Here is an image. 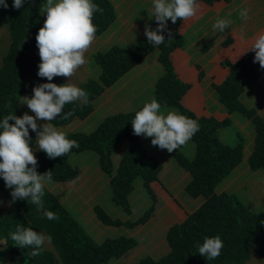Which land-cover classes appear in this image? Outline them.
Returning <instances> with one entry per match:
<instances>
[{"label": "trees", "instance_id": "16d2710c", "mask_svg": "<svg viewBox=\"0 0 264 264\" xmlns=\"http://www.w3.org/2000/svg\"><path fill=\"white\" fill-rule=\"evenodd\" d=\"M230 1L198 0L200 9L194 17L183 21L178 19L175 24L168 21L172 39L168 40V33L164 32L166 40L158 46L149 44L143 33L130 45L112 44L103 51H94L92 58L99 66V73L77 86L89 94V103L84 105L82 100H78L67 104L63 112L74 111V115L68 119L58 117L51 122L54 126H65L75 118L89 116L94 110V101L106 88L157 50V60L163 72L155 81L153 97L162 107H174L200 125V130L190 140L195 144L193 156L189 158L177 151L173 158L190 174L185 185L186 193L193 198L200 196L204 201L183 221L169 226L165 233L167 252L157 258L145 255L133 264H246L254 254L264 257V211L249 208L236 194L216 192L217 185L243 159V135L238 134V141L231 145L223 142L217 131L219 127L232 123L231 113H239L253 124L255 135L248 164L251 170L264 168V119L256 109L241 101L244 82L264 76V69L258 62H253L255 53L248 51L264 28L247 39L236 34L229 35L212 58L211 86L218 101L225 107L224 112L207 108L201 85L205 70L201 64L192 63L184 49L186 27L206 11L220 10ZM6 2L7 9L0 7V25L4 23L7 26L10 43L0 65V120L6 115L22 116L18 109L21 93L32 86L49 82L37 75L41 60L36 35L44 24L40 8L46 0H25L19 10L12 7L13 0ZM92 2L103 10L102 13L97 11L93 18L98 36L115 21L116 9L111 0ZM149 25L153 29L157 27L153 20H149ZM211 45V39L205 41L200 51L206 52ZM51 82L57 85L65 83L56 77ZM146 102L132 110L104 116L89 131H64L68 139L78 142L79 147L63 157L49 159L43 151L34 153L38 159L39 174L52 171L53 181L70 182L81 175V168L69 161V155L86 149L94 150L99 168L109 178L111 199L126 214L132 212L129 195L134 190L135 179L140 178L150 197L149 205L137 218L122 220L96 204L93 211L104 225L136 227L146 223L154 212L157 197L151 183L158 179L163 165L147 153L141 135L133 134L131 123L135 113ZM29 134L30 146L33 147L36 132L29 129ZM122 138L123 147L114 168L112 154ZM10 191L0 178V193L10 204L7 210L0 207V243L7 248L8 264H104L111 258H120L138 244L137 239L129 234L95 240L46 185L42 197L43 210H38L30 198L10 203ZM42 211H52L58 219L49 220ZM17 225L50 236L52 248L46 249L43 245L40 254L33 256L31 246H15L11 234L16 231ZM215 235L221 237L224 247L218 258L207 260L198 253V245L205 237Z\"/></svg>", "mask_w": 264, "mask_h": 264}, {"label": "clouds", "instance_id": "9594fccd", "mask_svg": "<svg viewBox=\"0 0 264 264\" xmlns=\"http://www.w3.org/2000/svg\"><path fill=\"white\" fill-rule=\"evenodd\" d=\"M24 3L25 0H13L12 7L19 10ZM0 7L8 8L6 0H0ZM199 9L198 0H153L152 13L157 27L153 29L145 24L144 35L148 43L157 46L163 44L166 40L164 32L171 40L168 21L175 24L178 19H190ZM97 11L102 13L103 10L92 0H46V4L40 8L41 13H46V19L36 35L41 60L37 75L49 82L34 86L31 98L22 97L34 115L25 112L22 116L6 115L0 120V178L11 190L10 203L30 198L38 210H43L45 184L52 182V171L43 174L37 172L38 159L34 154L35 149L30 146L29 129L36 132V145L49 159L63 157L79 147L76 140L68 139L67 134L51 122L58 117L70 118L74 111L64 113L65 106L78 100L87 105L89 94L72 83L57 85L51 81L54 77H66L69 81L77 69L87 64L86 53L98 31L93 22ZM240 16L247 21L248 10L241 11ZM230 23L227 19L218 18L213 30L224 32ZM248 51L255 53L253 62H258L264 69V32L257 34ZM38 121L46 122L38 124ZM131 123L134 135L151 137L153 146L166 149L169 153L185 145L200 130L197 120L177 110L162 109L155 97L135 113ZM42 214L49 220L58 219L52 211H42ZM11 239L20 248L31 246L33 256L39 255L45 242L51 241L50 236L21 225H17ZM223 247L219 235L205 237L203 243L198 245V253L207 260H214L219 257Z\"/></svg>", "mask_w": 264, "mask_h": 264}, {"label": "rangeland", "instance_id": "374dc122", "mask_svg": "<svg viewBox=\"0 0 264 264\" xmlns=\"http://www.w3.org/2000/svg\"><path fill=\"white\" fill-rule=\"evenodd\" d=\"M124 1L129 4H131L132 1L135 2V0H124ZM141 1L139 2V4H141ZM115 2H116V5L118 6L117 9H119L117 10L118 13H123V14L126 13V15L133 13V15L136 16L137 18L136 23H140L136 25V32L137 33L139 32L140 35H142L144 32L140 33L139 29H141L142 31L143 30L142 25L145 23L149 24V20H153L155 22V25H157V22L155 21V18L152 13L151 5H147L146 8H142V7L126 8V7H123L122 5L124 4L123 0H115ZM41 14H42L43 23H44V20L46 19V13H41ZM116 16H117V12H116ZM105 38H106L105 34L102 36H96L95 41L93 42L90 49L86 53L87 64L77 69L74 75L69 79V81H68V78L66 77H56V78L64 81L65 83L69 82V83H72L78 86V84L85 81L87 78L96 77L100 69H99V66L94 62L92 58V53L94 51H98V50L103 51L107 49L106 47L110 45V43L108 42L110 40H108L107 38L106 41H103L105 40ZM206 40L207 39L201 41V45ZM114 41H119V40L115 39ZM133 41L132 40L129 41L128 45H130ZM9 43H10V36L8 34L7 26L3 23L0 25V65L2 63V57L5 54L9 46ZM127 80L128 78H125L124 82H127ZM206 81L207 79L204 80L203 86L205 88L204 94L207 96V98H208L207 89L212 90L214 95H217L214 89L212 88V86L207 85ZM33 87L34 86L30 87L27 91L21 93L20 101L18 104V109L22 114L27 112L29 115H34V113H32L28 109L27 105L24 104V100L22 98V97L31 98L33 95V91H32ZM120 92H121L120 88L118 89V87L112 91L110 89L109 90L105 89V92L101 95L102 97H100L98 101L100 103L102 102V104L100 106L99 104H97L98 107L96 108L94 113L89 116V120H87L88 121L87 125L83 126V130L89 131L93 129L104 118V116L108 114H112L117 111L132 110L131 108H133L135 103L131 102V104L124 105L123 103L125 102L121 100L122 93ZM142 103H143V100H141L136 106ZM209 103L211 104V102ZM164 108L169 109L170 107H162V109ZM171 108H174V107H171ZM210 110L214 111L216 109L215 107L211 106ZM82 121L83 120H76L74 123L72 122L73 124L71 127L78 126L80 123H82ZM45 122L46 121H38V124H43ZM56 127L62 131L68 129V128H65L64 126H56ZM239 130L241 129L237 127L236 124H230L225 127H219L217 131H218L220 139L223 142L232 145L238 141L239 139L238 134H242L243 138L246 134L245 132L239 133L238 132ZM221 135L223 138L221 137ZM248 142H249V137H247L246 135V139H245L246 146L244 149L245 158L248 155V152L250 149ZM123 143H124V139L122 138L119 141L117 147L115 148L112 154L114 168L118 164V159H119V155L122 150V147H123ZM145 143L147 144V149L150 152V153L148 152L147 153L149 155H153L158 160H160V162L164 166L162 168L168 172V176H172V178L170 177L169 180H168V176H165L163 178L162 183L158 184L159 183L158 182L154 184V187L152 189L156 194L157 200L155 203L154 212L151 215L154 217L152 218V220L151 219L150 221L148 220L149 222L147 224L145 223V224H142L136 227L106 226L102 224L101 221L96 217L93 211V206L96 204H99L107 213H109L113 217H119L122 220L135 219L149 205L150 197L148 196L147 192L144 190V187H143V184L140 178L135 179L134 190L129 195V201L131 204L132 212L131 214H126L121 208V206L115 204L112 201L111 186L109 184V178L103 172H100V170L97 168L98 163L97 165L94 163L96 162L95 160L97 159V153L94 150L86 149L80 152H72L69 155L70 161L77 160V162H80V160H83L88 163L87 164L88 166L90 165L89 167L85 169V172L76 181L67 183V182H56L52 180L51 183L45 184L56 195V197L59 200L65 203V206L67 208H70L74 212H78L77 217L75 218L84 226V228H86V230L90 231V234L95 240L101 241L104 237H107V236L116 237L119 235H128V234L129 235L133 234V236L137 239V241L139 242L137 246L130 249L131 251L130 254H133V253L135 254L131 262H126V261H129V259L127 258L129 255L128 254L127 256H124V257L121 256L120 258H111L108 262L104 264H133L145 255H150L154 258H157L161 256L162 254H164L168 248L166 237H165V229L167 228L169 223L171 225V222L173 224V222L183 221L184 220L183 218L185 214L187 213L186 211H183L180 217H175L174 212L170 211V209L168 208V205L166 203V198L169 197L168 199L170 200L173 199L181 207L183 206L177 200L180 199L183 202H187L192 199V197L189 196L182 189L187 179H185L183 175L181 176L178 175V171H181L183 173L184 172L187 173V172L175 161L173 157H174L175 152L181 151L187 157L191 158L194 154L195 149H193V152L191 155H189L190 153H186V151L189 152L190 147L194 148V145H195L194 142L192 141L187 142L185 145L187 146L191 145V146L189 148L184 147L186 150L183 148L184 146L183 145L179 147L177 150L173 151L172 153H169L165 149L160 150L158 146H153L151 144V141L150 142L146 141ZM33 148L35 149V152L36 150H38V147L36 144H34ZM161 175H162L161 177H163V174ZM176 177L179 180H177ZM171 179H174L173 183H171L172 182ZM259 181H260L259 178L254 177V176L251 177V186H250V189L248 190L249 192L247 191L248 192L247 195L243 198L241 195L239 196L237 195L242 201L245 200L246 204H248V206L254 210L258 208H262V207H259L260 203L258 202V195L254 193V185L255 183ZM75 197H80V198H77L78 200L76 199L77 201H75ZM0 201H3V203L0 204V207L3 208L4 210L8 209L10 204L1 193H0ZM195 205L196 204H193L191 208L194 207ZM154 229L157 231L155 234L151 232V230H154ZM44 247L46 249L52 248L49 242H45ZM0 257L2 258L1 260H3V263L1 264H8L9 255L7 254L6 251H3V250L0 251ZM246 264H264V257L254 254Z\"/></svg>", "mask_w": 264, "mask_h": 264}, {"label": "crops", "instance_id": "0c3cea01", "mask_svg": "<svg viewBox=\"0 0 264 264\" xmlns=\"http://www.w3.org/2000/svg\"><path fill=\"white\" fill-rule=\"evenodd\" d=\"M111 1L113 2L115 9H116V12H117L116 19L103 34L98 35V36H102L105 34L106 38L103 41H106L108 38V40H110V41H108L110 43L109 46H111L112 44H118L120 46H127L129 44L128 43L129 41H131V40L133 41V40H135L136 37L140 36L139 32L138 33L136 32V25H138L140 23H136L137 18L135 15H133V13L129 14V15L127 14L128 16L126 15V13H124V14L118 13L117 10H119V9H117L118 6L116 5L115 0H111ZM140 1L141 0H135V2L132 1V3L129 4L123 0L124 4H122V5H123V7H126V8H132V7L146 8L147 5H151V7H153V0H142L141 4H139ZM245 9L248 10V17L249 18L247 19V21H244L240 16L241 11H243ZM218 18L219 19H227V20L231 21L229 27L224 32H220L219 30H213V25L216 23V20ZM145 24L142 25V29H143L142 31H141V29H139L140 33L144 32ZM263 28H264V0H231L226 7L222 8L220 10H211L210 9V10L206 11L202 16H200L197 20L190 23L186 27L184 49L187 52V54L189 55L190 61L192 63L201 64L205 70V76L201 82L203 94L205 92V88L203 86L204 80L207 79V81H206L207 85H211V81H212V79L210 77V71L212 70V58L220 51V49L222 47V42L224 41V39L231 34H236L238 37H240L242 39H247V38L252 37L254 34L258 33ZM115 39L119 40V41H114ZM205 39H207V40L211 39L212 45L210 46V48L206 52H201L200 51L201 41H203ZM109 46H107L106 48H108ZM162 72H163V67L160 64V62L157 60V50H153L143 60H141L137 65H135L131 70H129L127 73H125L122 77H120L112 86H110L106 89L107 90L110 89L112 91L117 87H118V89L120 88V91H121L120 93H122L121 94V100L125 102L123 104L124 105L131 104V102H133V103H135L133 108H135V106L141 100H143V103H144L146 101H149L153 97V89H154L155 81H156L157 77L160 74H162ZM93 78H95V77H93ZM125 78H128L127 82H124ZM104 92H105V90H104ZM207 93H208V98L204 94V99H205V103L207 105V108L210 110V107L213 106L216 109L214 111L224 112L225 107L223 106V104L218 102L217 95H214L213 91L210 89H207ZM101 95L94 101V110L90 115H92L94 113V111L96 110V108L98 107L97 104H99V106L102 104V102L101 103L98 102L100 97H102ZM241 101L246 106L253 107L254 109H256L257 113L264 119V76H261L260 78H258L256 80H246L244 82V90H243V93L241 95ZM209 102H211V104ZM133 108H131V109H133ZM168 110H176V109L170 107ZM210 111H212V110H210ZM89 116H87L84 119H77V118L73 119V121H72L73 123L76 120H83V121H82V123H80L78 126H75V127H71L73 124L72 122L69 123L68 125H65L64 127L68 128V129H66L64 131H75V130L85 131V130H83V126L87 125V122H88L87 120H89ZM231 118H232L231 124H236L237 127H239L241 129L238 132L239 133L240 132L246 133L244 138H243L244 149L246 146V144H245L246 135H247V137H249L248 143H249L250 149H249V152H248V155L246 156V158L244 156L245 150L243 151V159H242L241 163L239 165H237L233 169V171L228 176H226L217 185L216 192L217 193L227 192V193H231V194L233 193V194H236L238 196L241 195L243 198L249 192L248 190L250 189V186H251V177H253V176L257 177L260 179V181L255 183L254 193H256L258 195V202L260 203L259 207H262V208H258L255 210H263L264 211V170H263L264 168H261L258 170H251L249 167V164H248V157L252 151V147H253V143H254L255 132H254L253 124L251 123L250 119L244 117L243 115H240L239 113H231ZM221 137H222V135H221ZM141 141L143 142L145 150L148 153H150L149 150L147 149V144L145 142L146 141L150 142L151 137L146 138L143 135H141ZM35 144H36V142H35ZM148 144H150V143H148ZM190 146L184 145L183 148L184 147L189 148ZM193 149H195V145H194V148L190 147V151L189 152L186 151V153H190L189 155H191L193 152ZM38 150H36V152ZM95 161L96 162H94V163L97 165V163H98L97 159ZM70 162L72 164L78 165L81 168V175L85 172V169L90 166V165L88 166L87 165L88 163L83 161V160H80V162H77V160H73ZM97 168L100 170V172H102L101 169L99 168V166H97ZM161 172H163V173H161ZM161 172L159 173L158 179L151 183L152 188L154 187V184H156L158 182H159L158 184L162 183L163 178L165 176H168V172L166 170H164L163 168H162ZM187 173H185V172L183 173L181 171H178V175H180V176L183 175L184 178L187 179L186 182L184 183L183 187H182V189L184 191H185V185L187 184V182L190 179V174L189 173L187 174ZM161 174H163V177H161L162 176ZM170 177L172 178V176H168V180L170 179ZM77 179H75L73 181H76ZM177 180H179V179L177 178ZM73 181H70L67 183H71ZM171 181H172L171 183H173L174 179H171ZM77 198H80V197H75V201L78 200ZM168 198L169 197L166 198V203H167L170 211L174 212L175 217H180L182 212L186 211L187 213L185 214L184 218L187 216V214L192 213L195 209H197L204 201V199L200 196L195 197V198L192 197V199L187 201V202H183L179 199L177 201H179L181 203V205L183 206V207H181L176 201H174L173 199L170 200ZM243 202L245 203L246 206H248V204H246L245 200H243ZM63 204L65 205V203H63ZM193 204H196V205L191 208V206ZM249 208H251V207H249ZM68 209L71 210L70 208H68ZM72 213L75 217H77L78 212L72 211ZM153 217L154 216H151L149 218V221H150V219L152 220ZM149 221H147L146 224ZM173 223H176V222H173ZM171 225H172V222H171ZM106 226H109V225H106ZM120 226H124V225H120ZM169 226H170V223L167 226V228L165 229V233H166L167 229L169 228ZM114 227H119V226H114ZM87 231L90 233L89 230H87ZM151 232L155 234L157 231L154 229V230H151ZM131 235H133V234H131ZM157 237H158V235H157ZM3 247H5V246H3L0 243V251H2V250L6 251L7 250L6 247L5 248H3ZM167 247H168V245H167ZM167 251H168V248H167L166 252ZM130 252L131 251L129 250L125 253V255L122 256V257H124V256H127L129 254L127 257L129 259V261H126V262H131L135 256L134 253L130 254ZM1 259L2 258L0 257V264L3 263V260H1Z\"/></svg>", "mask_w": 264, "mask_h": 264}]
</instances>
